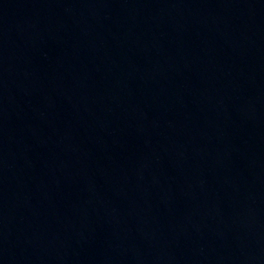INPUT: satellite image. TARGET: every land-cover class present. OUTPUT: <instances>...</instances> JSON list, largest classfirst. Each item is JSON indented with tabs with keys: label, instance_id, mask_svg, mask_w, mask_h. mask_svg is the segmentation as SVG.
Wrapping results in <instances>:
<instances>
[{
	"label": "water",
	"instance_id": "obj_1",
	"mask_svg": "<svg viewBox=\"0 0 264 264\" xmlns=\"http://www.w3.org/2000/svg\"><path fill=\"white\" fill-rule=\"evenodd\" d=\"M0 264H264V0H0Z\"/></svg>",
	"mask_w": 264,
	"mask_h": 264
}]
</instances>
